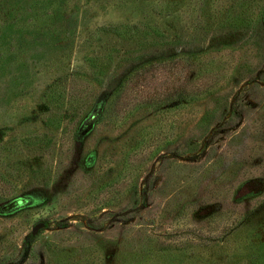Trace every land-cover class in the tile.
<instances>
[{
  "label": "rangeland",
  "instance_id": "rangeland-1",
  "mask_svg": "<svg viewBox=\"0 0 264 264\" xmlns=\"http://www.w3.org/2000/svg\"><path fill=\"white\" fill-rule=\"evenodd\" d=\"M174 52L197 97L122 109ZM0 264H264V0H0Z\"/></svg>",
  "mask_w": 264,
  "mask_h": 264
},
{
  "label": "trees",
  "instance_id": "trees-1",
  "mask_svg": "<svg viewBox=\"0 0 264 264\" xmlns=\"http://www.w3.org/2000/svg\"><path fill=\"white\" fill-rule=\"evenodd\" d=\"M182 70L183 72H180ZM202 70L204 68L195 60V56L187 52H174L146 58L119 81L116 87L117 92H120L121 96L129 93H132L133 96L131 97L133 99L131 103L126 100V103L124 101L121 107L126 110H135L140 103V99L150 97L145 94L142 95V91L145 89L144 86L150 82L152 86L156 82L163 83L169 77V83L166 82L168 84H165L159 90L157 89V91L154 88L152 98L149 101L145 100V103L159 112L167 111L171 104H183L197 97L198 92L203 89L195 84L197 78L203 73ZM163 75L164 78L159 79ZM134 85L137 87L133 88ZM46 88L49 102L64 101L67 104L75 97L79 89L84 91L87 84L80 87V84L77 86L76 82L71 81L70 78L63 80V77H56L51 80ZM111 107V104L107 101L104 109L96 111V116H93L94 122H98L99 118L103 117L105 113L107 114ZM60 222H63V220H60ZM34 233H36V230L34 232L30 231L26 236V240L31 241Z\"/></svg>",
  "mask_w": 264,
  "mask_h": 264
},
{
  "label": "water",
  "instance_id": "water-1",
  "mask_svg": "<svg viewBox=\"0 0 264 264\" xmlns=\"http://www.w3.org/2000/svg\"><path fill=\"white\" fill-rule=\"evenodd\" d=\"M40 226H43V222H35L31 228V232H34Z\"/></svg>",
  "mask_w": 264,
  "mask_h": 264
}]
</instances>
